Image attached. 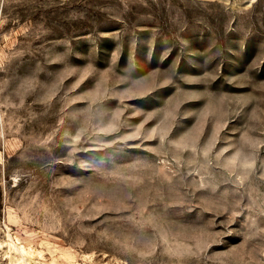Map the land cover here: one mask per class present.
Returning a JSON list of instances; mask_svg holds the SVG:
<instances>
[{"label":"rangeland","instance_id":"obj_1","mask_svg":"<svg viewBox=\"0 0 264 264\" xmlns=\"http://www.w3.org/2000/svg\"><path fill=\"white\" fill-rule=\"evenodd\" d=\"M0 264H264V0H0Z\"/></svg>","mask_w":264,"mask_h":264}]
</instances>
